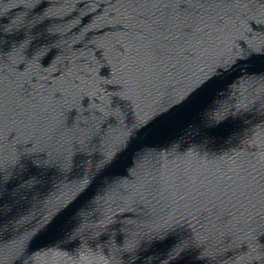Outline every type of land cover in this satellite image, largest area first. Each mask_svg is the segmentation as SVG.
Masks as SVG:
<instances>
[{
  "label": "water",
  "instance_id": "water-1",
  "mask_svg": "<svg viewBox=\"0 0 264 264\" xmlns=\"http://www.w3.org/2000/svg\"><path fill=\"white\" fill-rule=\"evenodd\" d=\"M168 218L264 264V0H0V264H167Z\"/></svg>",
  "mask_w": 264,
  "mask_h": 264
},
{
  "label": "snow or ice",
  "instance_id": "snow-or-ice-1",
  "mask_svg": "<svg viewBox=\"0 0 264 264\" xmlns=\"http://www.w3.org/2000/svg\"><path fill=\"white\" fill-rule=\"evenodd\" d=\"M218 72L221 75L228 77L234 73H240V69L235 63L225 66L223 68H218ZM206 81L201 87L212 88L213 80ZM130 100L126 94L116 93L115 99L113 100V105L119 109L121 106H126L127 102ZM118 115V111L114 113ZM148 125H145L140 129L141 132L147 129ZM118 160L114 159L112 163H116ZM36 167V165H34ZM70 206V205H69ZM68 206L60 210L58 213L51 214L49 217L44 219L37 218L34 223L30 222V227H35L36 231L33 235V239H38L48 233L59 232L62 228V224L59 221L58 217L61 212L65 211ZM136 211V210H134ZM144 235L139 238L138 247L140 248H150V249H163L170 259L167 264H186V260L189 254H198L204 251L205 241L200 239L199 235H193L192 231L181 223L176 218H168L164 220H157L153 224L148 225L142 229ZM111 229L107 227L103 230L100 239L101 240H110L109 233ZM126 235L124 233H118L115 236V242L117 245H122ZM253 246L256 244L261 245L264 243V232H261L259 235L255 236L253 241ZM135 250V248L133 249ZM130 254V253H129ZM15 264H20L19 261H16ZM138 264V262H137ZM198 264H210V262L205 259L198 261Z\"/></svg>",
  "mask_w": 264,
  "mask_h": 264
}]
</instances>
